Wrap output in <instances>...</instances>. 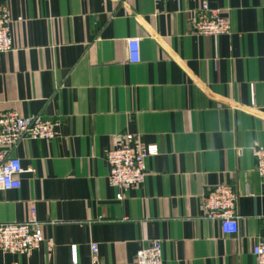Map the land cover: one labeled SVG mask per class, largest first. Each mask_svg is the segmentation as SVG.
Segmentation results:
<instances>
[{
	"label": "crops",
	"instance_id": "crops-1",
	"mask_svg": "<svg viewBox=\"0 0 264 264\" xmlns=\"http://www.w3.org/2000/svg\"><path fill=\"white\" fill-rule=\"evenodd\" d=\"M202 2L231 34L195 35ZM13 50L0 55V114L57 123L58 137L24 141L22 187L0 191V225L35 208L52 242L0 264H135L161 240L164 264H255L264 240V0H0ZM140 38V61L127 43ZM126 134L157 145L146 180L118 201L108 150ZM237 195L239 233L203 219L217 186Z\"/></svg>",
	"mask_w": 264,
	"mask_h": 264
},
{
	"label": "built area",
	"instance_id": "built-area-1",
	"mask_svg": "<svg viewBox=\"0 0 264 264\" xmlns=\"http://www.w3.org/2000/svg\"><path fill=\"white\" fill-rule=\"evenodd\" d=\"M157 3L166 0H155ZM182 1V0H176ZM5 8H0V55L13 50L12 21ZM191 27L195 35L207 37L228 36L231 34L229 21L218 9H212L208 2H202L196 12ZM140 38L128 40L129 61H140ZM57 123L42 116L24 117L18 112L0 114V191L17 190L22 187L20 176L24 173L21 160L12 155L13 150L24 141H50L58 137ZM157 145H146L132 135L126 134L116 146L108 150L105 160L109 173L107 181L116 189V199L122 201L126 194L142 184L148 176L147 161L159 154ZM252 156L255 170L264 180V148L253 146ZM203 219L219 224L224 236L232 237L239 233L237 217V195L225 185L209 190L201 198ZM43 224L37 220L32 207L26 222L0 225V253L25 255L51 244L43 231ZM161 240L151 241L142 246L134 257L135 264H164ZM91 263L100 264L98 247H91ZM255 264H264V240L252 249ZM78 264V263H73Z\"/></svg>",
	"mask_w": 264,
	"mask_h": 264
}]
</instances>
